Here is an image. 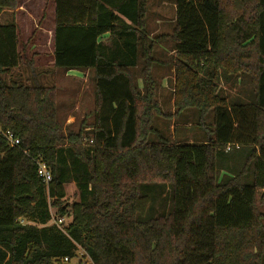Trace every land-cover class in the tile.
I'll list each match as a JSON object with an SVG mask.
<instances>
[{"label":"trees","instance_id":"16d2710c","mask_svg":"<svg viewBox=\"0 0 264 264\" xmlns=\"http://www.w3.org/2000/svg\"><path fill=\"white\" fill-rule=\"evenodd\" d=\"M53 2L52 68L90 70L93 107L79 122L59 120L56 87L37 81L16 24L0 25V128L19 143L0 137V264H82L79 250L88 264H264V0H175L171 34L154 39L147 0ZM16 8L0 0V11ZM168 41L169 116L198 111L190 141L152 128L169 117L152 73L154 48ZM13 70L30 76L21 82ZM238 79L248 91L228 99L219 84ZM154 185L170 194L156 217L143 191ZM52 212L68 220L63 231Z\"/></svg>","mask_w":264,"mask_h":264},{"label":"rangeland","instance_id":"374dc122","mask_svg":"<svg viewBox=\"0 0 264 264\" xmlns=\"http://www.w3.org/2000/svg\"><path fill=\"white\" fill-rule=\"evenodd\" d=\"M20 3L24 6H26L28 13L30 16L34 19L31 21L29 19V23H32V35L31 37L29 35H25L23 29H19V50H23L24 54L27 59H30V56L32 58V54L36 55V47L33 48L36 44V37L37 35H40L39 30H34V26L38 23V11L40 6L45 7L46 14H54V2L53 0H19ZM174 2L175 0H147V8H146V31L150 35V38L154 39L160 35H170L171 30L173 28V20L175 17V9H174ZM28 24V26L30 25ZM26 44V45H25ZM30 47V48H28ZM168 50V53L171 50V43L168 41V43H161L155 46L154 52L152 55L153 59H156L158 61H164L165 57H158V54L160 51ZM35 57V56H34ZM33 65L34 67H37V58L33 59ZM40 66H42L40 64ZM169 67H171V57L168 58V65H164V71L169 72ZM157 67L153 68V74L155 76L156 86H157V92L159 91L161 93L165 90H162V77L156 75ZM36 72V70H35ZM158 72L157 74H159ZM36 74L37 81L41 84L46 85H54L57 89L56 93V99L58 102V109L60 108L61 114L59 113V120L63 121V118L72 114L70 111V108L73 107V105L76 102H79L81 105V109H84V107H87L90 105V102H92V86L90 83V79L88 78V82L85 84L83 82H80L77 79L67 78L63 75H51L50 77L38 75ZM169 74V73H168ZM12 76L16 78V76L20 77L21 82H24L25 79H27L30 76L29 70H15L12 73ZM169 81V79H168ZM28 84V83H27ZM219 88L224 91L225 96L228 99H234L235 97H238L239 99H244L247 91H248V85L245 81H238L235 84H225L224 81L220 82ZM164 93L168 94V100L171 97V93L165 91ZM80 98V99H79ZM161 103V110H163L165 113H169L171 109L166 103ZM168 103V101H167ZM174 111V110H173ZM75 116H77L76 113H73ZM170 114H168L169 116ZM81 120V118L78 117V122ZM66 124L67 120L65 121ZM190 124L189 128L182 127V124ZM205 123L208 126V128L211 129V124L213 123V113L209 112L205 117ZM78 124V123H77ZM180 125V127H179ZM172 126V129L170 127ZM152 128L159 132L164 138H166L168 141L172 142L174 135H179L180 133H197L200 131V127L198 126V111L196 109H187L179 114L178 118H171L170 116L168 119H161L158 117H154L152 121ZM175 129V132L173 131ZM198 130V131H197ZM147 189H150V192L148 195L151 197L152 200V207L154 205V209L156 212L159 213H151V216H159L163 215V213H160L161 211H167L169 209V201L166 199H170L169 194V187L164 185H154V186H147L143 188V191H147ZM65 192H66V200L68 204H72L77 200L76 196V190L73 184H68L65 186ZM168 194V195H167ZM260 196L261 193H258L257 195V203L258 207L261 205L260 203ZM260 209L264 210V207H260ZM78 260L82 262V264H88L89 261L86 257V255L79 250L78 251ZM68 264H77V261H71Z\"/></svg>","mask_w":264,"mask_h":264},{"label":"crops","instance_id":"0c3cea01","mask_svg":"<svg viewBox=\"0 0 264 264\" xmlns=\"http://www.w3.org/2000/svg\"><path fill=\"white\" fill-rule=\"evenodd\" d=\"M37 18H38V23L34 26V30H39L40 35L39 36L37 35L36 37L37 38L36 43H35L36 45L33 48L36 47L37 54L34 55L33 53L32 59L37 58L38 65L37 67H34V69H32V72L36 70V73L38 75L41 74L47 77H50L51 75L59 74L67 78L77 79L80 82H83L84 84L88 82V78L91 75L90 70H86V71L70 70L66 73L53 70L52 68L53 63H52V56H51V43L53 39V28H54L53 14L52 15L51 13L46 14L45 7L40 6ZM29 19H31V21L34 20L28 13L26 6L22 5L19 0H17V8L15 10H1L0 11V25H6L11 22H14L18 28V33H19V29L21 28L23 29L25 35H29V33L31 32V34L29 35L31 37L32 23L31 24L29 23L28 21ZM28 24L30 25L28 26ZM107 38H108V35L107 34L104 35L103 39L105 40ZM172 55L173 53L171 51L169 53H168V50H165V51L163 50L162 52L160 51V53L158 54V57L159 56L165 57V60L164 61L157 60V63H155L153 66V68L158 66L156 75L162 77V88L161 89L171 93V97L168 100V94L164 93L165 91L164 92L161 91V93L159 91L158 92L156 91L155 99L160 109H161L160 101L162 103H166L170 108L171 107L174 108L173 107V86H174L173 68L169 67V72L164 71V65L165 64L168 65V58L171 57ZM40 64L42 66H40ZM14 71L15 70H13L11 74ZM132 72L137 75V85L139 88H141L140 63L137 68H134L132 70ZM158 72L160 73L157 74ZM152 73H153V69H152ZM153 77L154 79H156L154 74H153ZM92 107H93V101L90 102V105H88L87 107H84V109H81L80 103L76 102L73 105V107L70 108V111L72 112V114L67 116V123L68 124L74 123L76 120H78V117L83 119L85 115L90 113V111L92 110ZM173 110L174 109H171L169 113H165L163 110L161 111L165 115H168V114L173 115L174 114ZM73 113H76L77 116H75ZM178 117L179 115H177V117L175 118H178ZM89 119L90 118H88L87 120ZM181 126L185 128L187 127L189 128L190 124L185 123V124H182ZM170 129H172V126L170 127ZM173 131L175 132V129H173ZM192 135H193V132L189 133V135H187V133H180L177 136L175 134L174 137L172 138H173V141L174 140L185 141L188 139L190 141Z\"/></svg>","mask_w":264,"mask_h":264},{"label":"built area","instance_id":"2783aa9c","mask_svg":"<svg viewBox=\"0 0 264 264\" xmlns=\"http://www.w3.org/2000/svg\"><path fill=\"white\" fill-rule=\"evenodd\" d=\"M0 137L4 139L7 143V145L14 149L19 146L18 139L9 131H2L0 128ZM229 150V147L226 148V151ZM36 173L37 177L40 179V181L44 185H48L51 182V172L48 169V167L41 161H36ZM53 216V212H52ZM68 220L66 218L58 219L53 216V219L51 221V224L55 225L60 230H64L65 226L67 225ZM20 224H23L22 221H20ZM66 261V260H65Z\"/></svg>","mask_w":264,"mask_h":264}]
</instances>
